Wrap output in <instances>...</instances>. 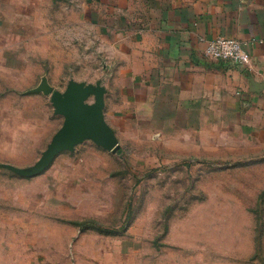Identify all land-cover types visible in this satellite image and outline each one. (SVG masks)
<instances>
[{
	"label": "rangeland",
	"instance_id": "obj_1",
	"mask_svg": "<svg viewBox=\"0 0 264 264\" xmlns=\"http://www.w3.org/2000/svg\"><path fill=\"white\" fill-rule=\"evenodd\" d=\"M11 1L45 25L19 72L0 70V264H264V153L244 136L177 139L127 120L116 153L85 139L35 176L2 165L34 166L62 125L9 91L107 77L80 1Z\"/></svg>",
	"mask_w": 264,
	"mask_h": 264
},
{
	"label": "crops",
	"instance_id": "obj_2",
	"mask_svg": "<svg viewBox=\"0 0 264 264\" xmlns=\"http://www.w3.org/2000/svg\"><path fill=\"white\" fill-rule=\"evenodd\" d=\"M77 1L107 71L105 78L84 82L102 81L106 119L116 134L119 122L133 120L177 139L184 132L238 134L264 153V0ZM13 3L0 0V70L18 73L13 60L29 58L33 29L45 23L35 20L34 4ZM218 36L245 42L250 63L208 56L206 48ZM32 88L6 96L31 108L45 102L50 114L51 97ZM53 113L63 124L54 107Z\"/></svg>",
	"mask_w": 264,
	"mask_h": 264
},
{
	"label": "water",
	"instance_id": "obj_3",
	"mask_svg": "<svg viewBox=\"0 0 264 264\" xmlns=\"http://www.w3.org/2000/svg\"><path fill=\"white\" fill-rule=\"evenodd\" d=\"M30 91L49 95L55 112L64 117L63 124L53 135L34 166L18 167L2 164L4 167L25 176L38 175L52 164L59 153L73 150L76 144L85 139H92L113 153L118 152L121 146L115 130L106 119V88L101 80L93 84L71 79L66 89L60 91L55 89L44 75L40 83Z\"/></svg>",
	"mask_w": 264,
	"mask_h": 264
},
{
	"label": "built area",
	"instance_id": "obj_4",
	"mask_svg": "<svg viewBox=\"0 0 264 264\" xmlns=\"http://www.w3.org/2000/svg\"><path fill=\"white\" fill-rule=\"evenodd\" d=\"M206 53L211 58L240 65L249 64L251 59L246 43L234 37H216L209 42Z\"/></svg>",
	"mask_w": 264,
	"mask_h": 264
},
{
	"label": "trees",
	"instance_id": "obj_5",
	"mask_svg": "<svg viewBox=\"0 0 264 264\" xmlns=\"http://www.w3.org/2000/svg\"><path fill=\"white\" fill-rule=\"evenodd\" d=\"M79 224H80L81 226L89 227V228H95V227H96V229L98 228L97 230L101 231L102 233H107V228H104V227H102L101 225L96 226L97 223H95L94 225H90L91 222H90V221H86V222H80ZM88 224H89V226H87Z\"/></svg>",
	"mask_w": 264,
	"mask_h": 264
}]
</instances>
